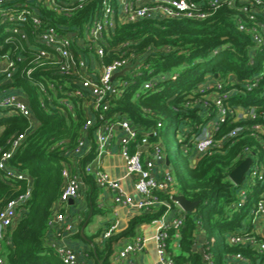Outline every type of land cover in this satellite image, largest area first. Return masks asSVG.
<instances>
[{"label":"trees","instance_id":"1","mask_svg":"<svg viewBox=\"0 0 264 264\" xmlns=\"http://www.w3.org/2000/svg\"><path fill=\"white\" fill-rule=\"evenodd\" d=\"M8 1L10 0H6L10 3ZM99 1L93 0L69 15L44 8L42 16L48 24L59 28L65 26L82 34L85 23ZM261 1L264 9V0ZM254 2L255 0H222L221 5L205 19L150 17L135 22L116 20L114 27L105 36L104 63L124 56L130 58L133 64L141 62L138 68L116 79L117 82L127 80L128 83L123 92L109 96L111 108L106 113L107 117H125L141 130L157 131L156 135L149 137L152 142H163L168 121L173 119L184 123L186 129L190 130L184 140L179 139V146L186 158V168L183 169L178 162L175 164V184L172 190L175 194H183L192 201H198V206L194 211L186 213L183 226L179 229V252L172 250L176 230H171L169 252L175 264H204L203 255L194 250L198 233H203L210 242L207 252L213 255L215 264H230L226 255L237 252L251 257L253 261L259 256L254 249L232 245L225 239L220 240L217 235L228 230L235 231L243 224L244 212L230 209L238 193V186L230 179V173L242 162L240 155L248 146L260 158L264 157V147L251 131L245 129L234 138L227 137L237 126L249 128L257 123L264 125V80L260 87L252 91L242 90L230 97L233 106H257L256 119L235 121L231 116L214 133L216 140L224 138V144L199 156L195 163L194 151L185 152L183 149L190 136L197 133L205 123L204 110L187 105V100L194 94L197 85L212 76L229 82L227 88L240 86L234 80H247L262 68L264 46L256 47L251 35L239 28V21L251 24L250 13L245 11L244 6L251 9ZM257 20L264 21V15L257 14ZM1 26L3 25L0 28ZM0 39L4 42L3 38ZM10 47V43H4L0 51H6ZM26 55L27 59L20 63L14 82L0 84V88L13 85L24 91L39 122L27 134L11 159V163L21 168L33 181L30 195L20 206L18 220L8 231L0 256L4 260L2 264H64L52 245L54 240H50L52 232H56L51 219L64 186V164L72 160L68 153L85 136L84 125L93 115L81 98L75 99L74 111L67 114L56 107L59 104L57 99L52 102L45 99L47 108H44L34 79L46 77L63 82L69 76L60 75L51 68L44 70L46 66L39 67L32 77L27 76L24 70L29 66L30 58L28 53ZM153 79H156L153 86L145 89L144 83ZM92 112L97 117L88 129L87 137L94 140L93 145L78 162L87 185L84 191L87 209L76 234L91 241L90 257L94 258L95 264H113L112 257L116 255L120 242L135 238L139 228L160 218L167 206L160 204L141 211L129 219L125 229L112 233L103 242H96L101 231L90 236L85 234V229L84 233L81 232L83 226L101 212L97 204L101 187L97 185L94 176L84 169L85 164L96 155L94 131L103 122L98 113L94 110ZM158 122H162L161 127H158ZM29 123V119L20 114L0 117V149L7 148L8 141L17 133L24 132ZM178 134L180 138L183 137L180 130ZM191 146L189 143L188 147ZM165 152L172 162L167 149ZM28 180H0V209L27 192ZM260 191L261 187L256 186L251 196L257 197ZM155 194L174 205L171 194L159 190Z\"/></svg>","mask_w":264,"mask_h":264},{"label":"built area","instance_id":"2","mask_svg":"<svg viewBox=\"0 0 264 264\" xmlns=\"http://www.w3.org/2000/svg\"><path fill=\"white\" fill-rule=\"evenodd\" d=\"M91 1L93 0H10L8 1L10 3H7L6 0H0V25H3L1 28L9 27L4 31V35H0V38L4 39V42L0 39V49L3 48L4 43L12 45L8 50L0 51V84L3 85L8 80H10L9 84L14 82L20 63L27 59L26 53L30 58L29 66L24 70L27 76L32 77L39 67L45 66L44 70L51 68L60 75L69 76L63 82L46 77L34 79L41 104L47 108L45 99L50 102L57 99L59 104L56 107L61 108L67 114L74 111L75 99L81 98L85 100L86 108L89 107L98 113V117L103 122L94 131L97 142L95 157L101 159L110 154L112 147L117 144L124 160L126 172L122 178H112L101 166L95 165L93 160L85 164V171L94 176L99 187L111 190L116 205L133 206L140 211L149 210L160 204L167 206L166 212L150 224L156 227L155 241L162 264H175L169 252L171 230H176L174 241H178V245H180L179 229L183 226L186 212L182 211L172 219H168L174 206L155 194V191L159 190L171 194L172 198L175 195L172 190L175 184V175L166 164L163 142H152L149 138L151 135H156L157 131L141 130L132 125L125 117L118 116L117 119L107 117L106 113L111 108L109 96L123 92V88L128 83L127 80L117 82L118 77L113 79L114 74L134 64L130 58L125 56L104 63L102 58L106 54L105 36L108 30L114 27L116 20L135 22L150 17L205 19L221 5L222 0H202L200 2L190 0H100L92 16L85 23L82 34L65 26L59 28L48 24L42 16L44 8L69 15ZM252 5L254 6L251 9L244 6L245 11L250 13L251 24L239 21V28L251 35L256 47H261L264 46V21L257 20V14L264 15L263 4L261 0H255ZM137 62L139 63L134 69L141 64L140 61ZM155 80L146 81L144 88H151ZM263 80L264 62L261 70L253 77L244 81L234 80L240 86L227 88L229 82L214 78L207 79L197 85L194 94L187 100V105L203 109L205 123L183 145L185 152L194 151L193 163L199 156L224 144V138L216 140L214 133L231 116L235 121L257 118V106H233L230 97L242 90L252 91L260 87ZM26 95L24 91L13 85L0 88V117L20 114L28 118L30 122L24 132L17 133L8 141L7 148L0 149V180L3 181L10 182L15 179L30 178L21 168L11 163L16 149L27 134L39 124ZM92 111L90 114L93 117H89L84 125L85 136L80 139L78 146L68 153L72 160L64 164V186L55 203L51 219L59 237L78 231L77 228L71 231V228L65 225L67 218L65 208L69 200L78 198L86 186L78 162L79 158L92 148L87 144L89 138L87 131L97 117ZM161 126L162 122H158V127ZM245 129L251 131L253 136H257L264 147V125L262 124L257 123L249 128L237 126L228 133L227 137L234 138ZM188 133L190 130L186 129L182 123L180 135L183 137L180 139L184 140ZM189 143L192 144L191 147H188ZM133 144L135 146L132 152ZM240 156L242 161L246 158H251L252 161L243 181L240 184L234 183L235 186H238V193L230 209L232 211L246 210L245 217L249 216L251 219L248 223L247 219H244L239 229L227 232L225 240L232 245L254 249L259 256L253 261L251 257L237 252L226 255V260L230 264H264V157L260 158L248 146ZM131 177L135 178L134 190L139 196L138 199H135L123 186V179ZM28 184L26 193L9 201L0 209V251L3 242L7 239L8 231L18 220L20 206L26 202L30 195V181ZM256 186L261 187V191L257 197H252L251 192ZM173 204L178 203L174 202ZM114 232H116V225L112 224L104 232L103 238H108ZM208 243L210 244L207 237L203 233H198L194 250L203 255L204 264H215L213 255L207 252ZM142 244V238L138 237L121 249L119 257L129 258L134 251L142 247ZM52 245L64 264H91L87 259V254H82L70 245L58 241H53ZM3 262L4 260L0 256V264Z\"/></svg>","mask_w":264,"mask_h":264},{"label":"crops","instance_id":"3","mask_svg":"<svg viewBox=\"0 0 264 264\" xmlns=\"http://www.w3.org/2000/svg\"><path fill=\"white\" fill-rule=\"evenodd\" d=\"M93 141L88 138V146L92 147ZM95 143L97 145L96 139ZM165 155L167 157L166 153ZM93 162L95 163V165L101 166L106 172H108V174L112 178H122L125 175L126 171L124 166V160L120 155L119 146L117 144L112 147L110 154L103 156L101 159H97V157H94ZM29 181L30 184H32V177L29 178ZM134 181V177L125 178L123 179V186L131 195H133V197H135V199H138L139 196L134 190ZM86 188L87 185L85 186V188L82 189L80 196L76 199H73V203L69 202L67 207L65 208V211L67 213L65 225L68 228H71V231H74V229L76 228L79 231V224L82 220V215L87 209L86 197L84 195V191L86 190ZM97 204L98 207L101 209V212L94 215L92 220L88 224L86 223V225L84 226L85 234L88 236L95 234L99 231L102 232L101 235L96 239V242H103L105 240L103 238V234L110 225H116V232H119L128 226L130 218L141 212L139 209L133 206L130 207L116 205L113 200V194L111 190L107 188H101V194L97 199ZM173 206L174 209L169 213L168 219H172L183 211L179 204H174ZM244 219H247L248 223L251 217L244 216L242 220L244 221ZM155 230V225L143 224L139 228L138 234L135 238L123 239L120 242L119 248L116 250V255L112 257L113 264H162L157 253ZM229 231L231 230L223 232V239H225V234ZM76 233L70 232L68 234L63 235V237H59L57 235V231H54L51 234L52 236L50 240H54L55 242L58 241L61 243L63 242L67 245L72 246L74 249L78 250L82 254H87L88 261L91 264H95L94 258L90 257V250L92 249L91 241H88L83 237L77 236ZM82 233H84V231ZM138 237H141L143 240L142 247L134 251L129 256V258H120L119 252L121 251V249H123V247L128 243L136 240ZM171 247L173 252H179L180 250V245H178V241H173Z\"/></svg>","mask_w":264,"mask_h":264},{"label":"rangeland","instance_id":"4","mask_svg":"<svg viewBox=\"0 0 264 264\" xmlns=\"http://www.w3.org/2000/svg\"><path fill=\"white\" fill-rule=\"evenodd\" d=\"M9 29L8 26H4L3 28H0V35H4V31ZM213 77L212 76H208L206 78L211 80ZM182 127V123L173 119L168 121V124L165 128V136L163 137V143L165 146V150L167 149L171 158H172V162L169 165V168L171 169V171L174 173L175 172V167H176V163L178 162L179 165L185 169L186 168V158L183 156V151L181 150L180 146H179V134H178V130H180ZM166 153V152H165ZM208 210V207L205 208V211ZM244 214L246 213V210L243 211ZM223 234L219 233L217 235V237L222 240L223 239Z\"/></svg>","mask_w":264,"mask_h":264},{"label":"water","instance_id":"5","mask_svg":"<svg viewBox=\"0 0 264 264\" xmlns=\"http://www.w3.org/2000/svg\"><path fill=\"white\" fill-rule=\"evenodd\" d=\"M138 63L139 62H136L134 65L129 66V67H125L122 70L118 71L116 74H114L113 79H116L117 77L123 76L127 71L133 70ZM6 83H10V80H8ZM251 161H252L251 158H246L240 164H238L231 171L230 179L233 182H235L236 184H240L243 181L244 176H245L246 172L248 171V169L250 167ZM166 163L168 165L170 164V158L168 156L166 157ZM172 200L174 202H177L184 212H192L198 206V201H192V200L188 199L186 196H184L183 194H175V195H173L172 196ZM69 202L73 203L74 200L70 199ZM84 226L82 228V232L84 231Z\"/></svg>","mask_w":264,"mask_h":264}]
</instances>
